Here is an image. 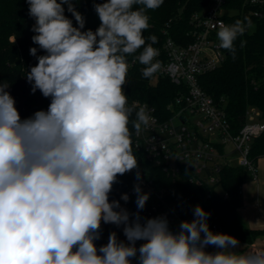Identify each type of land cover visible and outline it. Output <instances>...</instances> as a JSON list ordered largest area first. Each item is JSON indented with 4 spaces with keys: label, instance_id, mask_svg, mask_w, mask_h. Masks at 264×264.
I'll return each instance as SVG.
<instances>
[{
    "label": "clouds",
    "instance_id": "1",
    "mask_svg": "<svg viewBox=\"0 0 264 264\" xmlns=\"http://www.w3.org/2000/svg\"><path fill=\"white\" fill-rule=\"evenodd\" d=\"M26 2L35 20L32 41L46 54L30 48L38 63L25 76L31 92L39 90L51 102L22 119L10 85L0 82V264H132L133 258L137 264H264V249L234 251L237 238L211 231L210 213L199 205L194 219L174 233L166 216L141 223L149 194L140 183L134 185L136 213L109 201L118 176L138 169L129 124L139 136L153 119L145 106L130 120L136 105L129 106L122 87L126 57L143 47L135 58L145 66L143 77L160 70L161 62H153L158 38L147 37L145 46L143 32L150 26L146 10L164 0L94 2L100 20L95 31H81L85 19L73 0ZM253 28L247 16L230 25L218 22L219 47L235 58L234 42ZM121 199L127 203L129 196ZM102 222L123 225L128 243L111 232L97 248ZM137 241L144 243L137 248ZM209 245L221 251L207 252Z\"/></svg>",
    "mask_w": 264,
    "mask_h": 264
},
{
    "label": "trees",
    "instance_id": "2",
    "mask_svg": "<svg viewBox=\"0 0 264 264\" xmlns=\"http://www.w3.org/2000/svg\"><path fill=\"white\" fill-rule=\"evenodd\" d=\"M73 2L85 19V26L81 30L95 31L100 20L93 3H103L106 0ZM210 2L211 0H164L158 9L146 10L150 26L143 32L145 46L151 43L147 37L152 35L158 38V42L152 45L154 48L161 46L167 38H172L179 45L192 43L193 19ZM139 7L142 6H133L134 10ZM64 8L65 16L72 20L74 27H78L75 18L67 11V5ZM226 8V25L233 24L237 19L243 21L247 16L252 20L254 28L238 36L234 42L235 58L224 49V63L204 74L200 78V84L224 108L233 133L237 134L246 123L247 114L253 109L261 113L259 119L264 122V18L255 17L252 14L254 9L245 5L244 0H229ZM34 25L35 20L29 16L26 0H0V82L10 85L8 91L15 99V107L22 119L32 116L36 111H46L51 102L39 90L33 94L25 76L30 48L35 47L32 41ZM11 38L15 41H11ZM142 51L143 47L127 56V61L135 59ZM144 67L138 62L129 69L126 89L128 100L146 102L158 112L167 111L168 105L181 94L182 87L167 78H158L156 85H152L151 78H144L142 75ZM135 113L133 111L130 120L136 119ZM129 129L131 132L134 130L131 123ZM250 156L255 163L264 156V133L253 141ZM248 176V170L241 166L225 167L221 171V192L218 194L215 191L208 195L209 190L205 188H197L188 183H173L166 175H159L171 189L169 201L175 203L186 218H191V212L199 205L210 213L208 222L217 221L244 245L253 244L264 237V230L249 229L238 216L241 188ZM131 184L132 177L129 175L118 176V182L113 185L109 194V201H122L121 195ZM226 193L228 198L224 197ZM95 243L97 248L106 245L102 234Z\"/></svg>",
    "mask_w": 264,
    "mask_h": 264
},
{
    "label": "built area",
    "instance_id": "3",
    "mask_svg": "<svg viewBox=\"0 0 264 264\" xmlns=\"http://www.w3.org/2000/svg\"><path fill=\"white\" fill-rule=\"evenodd\" d=\"M228 3L229 0H211L194 17L192 43L179 45L172 38H167L161 46L156 47L159 55L153 62L160 61L161 68L151 77V84L156 85L154 80L158 78H167L182 87L181 94L168 105L167 111L158 112L146 102L128 100L129 106L136 105L135 112L146 106L148 114L153 118L149 127L143 129L139 136L135 130L132 131V148L138 160V169L126 173L132 177V184L125 192L129 201L119 202L129 213H136L138 209L134 185L140 183L142 192L149 194L145 208L139 211L141 223L149 218L166 216L170 230L176 233L180 230L182 221L194 219V211L188 219L175 203L169 201L171 189L159 175H166L173 183H188L197 188H205L209 190L208 195L215 191L218 194L221 192V171L225 167L241 166L248 170L254 180L258 178V162L251 159L250 151L253 141L264 133V122L256 121L261 113L251 110L247 114L246 123L235 134L224 108L200 84V78L204 74L218 68L225 61V52L219 47L217 32L218 22L225 23ZM244 3L254 9L252 14L255 17L264 18V0H244ZM35 48L37 56L46 54L36 44ZM138 62V59L128 61L129 69ZM37 63V59L30 55L26 73ZM128 73L127 83L122 86L125 94ZM228 145H233L231 153L227 151ZM232 153L237 154L236 164L229 159ZM263 158L264 156L260 159ZM137 171L141 175L139 182L136 180ZM224 197L228 198V194H224ZM132 218L130 216V220ZM208 224L214 233L232 235L217 221ZM100 232L106 244L111 232H116L119 241L128 243L123 225L117 227L102 222ZM142 243L144 241H137L136 247L139 248ZM245 246V251L261 249L256 243ZM205 250L210 253L221 251L212 245ZM132 264H137L136 258L132 259Z\"/></svg>",
    "mask_w": 264,
    "mask_h": 264
},
{
    "label": "rangeland",
    "instance_id": "4",
    "mask_svg": "<svg viewBox=\"0 0 264 264\" xmlns=\"http://www.w3.org/2000/svg\"><path fill=\"white\" fill-rule=\"evenodd\" d=\"M13 39L14 38H11V41H15V39L14 40ZM154 83L156 84L157 80H154ZM256 121L262 122V120H260V119H256ZM227 151L229 153H231L233 151V145H228L227 146ZM229 159H232L234 161V164H236L237 163V154H235V153L233 154L232 153L229 156ZM263 160H264V158H263ZM261 168L259 169L258 166H257V177L259 176V182L258 183L253 182V181H256V180H254L253 176L251 174H249V176L246 179L245 184H248L247 190L249 192L251 191V195H252V197L254 199L253 201L255 202L256 206H258V207H256V210H255L256 214L258 213L259 216L263 219L262 215H264V176H263V169H261ZM258 169H259V172H258ZM244 196H245V190L243 192H241L240 207H243L245 205L244 202H243L244 201ZM261 212H262V215H261ZM252 214H253V210H252ZM244 223L246 225H248L247 222H244ZM255 243H256V246L258 248H264V240H258ZM245 249H246V246L245 245L243 246V245H241L239 243V247L234 249V251L244 252Z\"/></svg>",
    "mask_w": 264,
    "mask_h": 264
},
{
    "label": "crops",
    "instance_id": "5",
    "mask_svg": "<svg viewBox=\"0 0 264 264\" xmlns=\"http://www.w3.org/2000/svg\"><path fill=\"white\" fill-rule=\"evenodd\" d=\"M257 166L259 169L262 167L261 169H263V176H264V160L260 159L258 161ZM259 169H258V172H259ZM253 182L258 183L259 182V176H258L257 180L253 181ZM247 188H248V184H244L241 188V192H243L245 190V196H244V201H243L245 204L244 205L245 207L244 206L239 207L238 216H239L240 220L242 221V223L246 227H248L249 229H251V230H264V215H262V212H261V215L263 217V219H262L258 213L256 214L255 210H256V207H258V206H256L255 202L253 201L254 199L251 195V191L249 192L247 190ZM252 210H253V214H252ZM243 221L247 222L248 225H246ZM258 240H264V237L259 238ZM261 249H264V248H261Z\"/></svg>",
    "mask_w": 264,
    "mask_h": 264
}]
</instances>
